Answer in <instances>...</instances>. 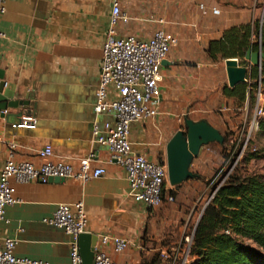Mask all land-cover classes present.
Here are the masks:
<instances>
[{
  "label": "crops",
  "instance_id": "obj_1",
  "mask_svg": "<svg viewBox=\"0 0 264 264\" xmlns=\"http://www.w3.org/2000/svg\"><path fill=\"white\" fill-rule=\"evenodd\" d=\"M3 2L1 81L21 94L34 93L30 105L32 110L35 101V109L33 115L29 110L21 118L15 115L16 110L8 109L5 118H0V169L8 154V143L13 142L17 144V161L41 163L36 151L50 144L56 156L73 164L94 151L97 160L93 166H101L106 172L84 183L11 181L19 202L6 208V222L0 223V247L5 239L11 238L17 241L14 249L17 257L69 264L71 237L42 220L50 217L59 204L81 202L87 217V233L97 238L119 236L128 240V247L121 253H115L109 245L102 247L116 264H160L159 253L173 249L182 240L175 216L184 211L167 203L148 208L134 202L127 195L124 169L108 161L110 154L106 146L92 142L93 124L102 129L105 122H112L111 113L96 116L93 110L111 0ZM187 2L120 0L121 11L128 21L120 23L119 36L133 34L148 38L158 28L174 29L177 36L175 32L180 31L185 21L211 27L204 43L193 41L187 47L178 39L170 48L164 59L167 63L161 64L160 70L159 115L130 127L133 153L142 154L152 162L165 159L166 144L181 129L187 112L193 113L195 118L190 117L193 121L205 120L220 128L204 117L211 106L212 66H219V61L212 62L207 57L205 48L209 39L219 37L230 25L252 20L256 10L255 0H208L206 13L192 14ZM212 7L219 12L213 13ZM159 19L163 22H158ZM24 120L33 126L18 127Z\"/></svg>",
  "mask_w": 264,
  "mask_h": 264
},
{
  "label": "built area",
  "instance_id": "obj_2",
  "mask_svg": "<svg viewBox=\"0 0 264 264\" xmlns=\"http://www.w3.org/2000/svg\"><path fill=\"white\" fill-rule=\"evenodd\" d=\"M206 1L196 0V5L202 13H206ZM4 10V2L0 0V13ZM211 11L219 12L215 7H212ZM127 21L128 17L120 8V0H111L109 25L102 45V60L93 110L96 116L104 112L111 113L112 122H105L102 129L94 123L92 142L106 146L110 154L108 161L115 162L124 169L128 182L127 195L134 202L148 208H157L163 203L162 193L164 182L167 181L166 165L162 163L164 160L152 162L142 154L133 153L129 135L133 123L153 119L159 115L161 62L167 57L170 48L177 43L178 38L163 28L156 29L148 38L133 34L119 36L118 25ZM158 22L163 20L159 19ZM188 115L187 112L186 117ZM261 117H264V108L257 104L245 137L241 141L240 138L228 139V160L232 157L238 160L241 157L252 131L258 129V119ZM26 121L24 120L18 127L33 126ZM0 142H2L1 138ZM16 148L17 144L8 143V154L0 169V223L6 222V208L19 202L11 181L17 184L32 182L46 184L50 178H63L84 183L100 178L106 172L101 166H93L97 160L94 151L76 159V163L73 164L67 158L56 156L53 147L47 144L36 151V156L42 162L34 164L28 160H15ZM236 159L222 176V180L230 174ZM167 200L173 202L174 198L170 196ZM42 223L61 229L71 237L69 264H82L78 238L81 234L87 233V217L83 204L81 202L73 205L59 204L53 214L44 218ZM17 231L21 232L22 229ZM192 235L182 237L180 242L183 244L182 249L179 244L171 250L160 252L158 255L160 264H176L180 257L181 264H185ZM16 244L15 239L4 240L0 247V264H48L17 257L14 254ZM107 245L111 246L115 253H121L128 247L129 242L119 236H101L94 247L92 264H116L102 249Z\"/></svg>",
  "mask_w": 264,
  "mask_h": 264
},
{
  "label": "trees",
  "instance_id": "obj_3",
  "mask_svg": "<svg viewBox=\"0 0 264 264\" xmlns=\"http://www.w3.org/2000/svg\"><path fill=\"white\" fill-rule=\"evenodd\" d=\"M250 46L254 51L264 52V9L261 16L230 25L219 37L209 39L205 52L212 62L237 58L240 64H245V52ZM247 79L234 87L224 83L222 95L240 104L247 98L254 103V89L264 86V59L260 67H250ZM216 129L224 137L219 145L228 146L230 137ZM256 134L264 139V117L258 119ZM254 158H264V148L248 153L247 160ZM179 187L167 189V181L164 182L162 204L170 203L167 198H174ZM176 264H181V257ZM185 264H264V175L231 172L215 187L195 224Z\"/></svg>",
  "mask_w": 264,
  "mask_h": 264
},
{
  "label": "rangeland",
  "instance_id": "obj_4",
  "mask_svg": "<svg viewBox=\"0 0 264 264\" xmlns=\"http://www.w3.org/2000/svg\"><path fill=\"white\" fill-rule=\"evenodd\" d=\"M207 1L205 4H208ZM187 3L190 4L188 10L192 14L195 11H201L196 7V0H188ZM255 5L254 17H259L264 8V0H255ZM119 25L117 28H119ZM180 27V31L175 33L178 39L182 43H185L187 47H190L189 43L193 41H197L199 44L204 43L205 39L209 36V27H200L196 21H185L181 23ZM163 29L174 34V29ZM224 60H219V66H212L214 70L209 85L211 106L204 113V117L220 127L219 129L222 134H226L232 138H240L241 141L246 135V130L251 123L256 105L259 104L264 108V86L260 87L258 85L254 89V103L251 102L250 98H247L243 104H240L233 98L224 99L221 93V86L224 83L228 84L224 70ZM237 61L239 63V59ZM187 117L195 118L193 113ZM181 129H184V124ZM241 132H243L242 135ZM256 133L257 131H252L246 148L238 160L235 157L228 160V155L224 157L229 150L228 146L225 147L218 143H212L202 147L200 154L193 160L191 167V171L198 174V178L202 179H190L183 186L177 188L174 201L168 203L171 206H180L181 211H184L182 215L175 216L179 236L182 234L185 237L186 235L191 236L193 234L195 224L198 222L204 206L211 200L215 187H218L223 183L222 181H225V179L222 180V176L228 171L231 164H234V159H236V163L231 172L264 175V158L247 160L249 152L259 151L264 148V139L259 138ZM170 188L171 186L167 182V189ZM180 188L183 189L180 190ZM246 243L251 245L250 241H246ZM188 261H191V258H188Z\"/></svg>",
  "mask_w": 264,
  "mask_h": 264
},
{
  "label": "water",
  "instance_id": "obj_5",
  "mask_svg": "<svg viewBox=\"0 0 264 264\" xmlns=\"http://www.w3.org/2000/svg\"><path fill=\"white\" fill-rule=\"evenodd\" d=\"M244 59L246 60L245 64H239L237 59L232 58L224 60L229 87L245 83L248 69L251 66L260 67L261 61L264 59V52L261 50L254 51L250 46L245 52ZM166 63V60L161 62V64ZM31 100H34V93L21 94L15 88L7 87L5 82L1 81L0 76V118H5L8 109L16 110L15 115L20 118L29 110L30 115H33L35 101H33L31 110ZM223 142L224 137L207 121H193L185 118L184 129L175 132L165 147V159L162 163H165L167 168L169 185L177 187L187 180L198 178L199 175L190 169L193 160L198 157L202 147L211 143L223 144ZM64 180L63 178H50L47 183L57 184L64 182ZM97 241L98 238L90 233L79 236L78 245L82 264H92Z\"/></svg>",
  "mask_w": 264,
  "mask_h": 264
}]
</instances>
